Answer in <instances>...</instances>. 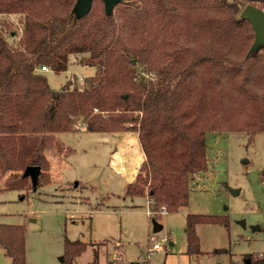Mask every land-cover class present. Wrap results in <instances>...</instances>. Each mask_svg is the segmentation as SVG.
<instances>
[{
  "label": "trees",
  "instance_id": "trees-1",
  "mask_svg": "<svg viewBox=\"0 0 264 264\" xmlns=\"http://www.w3.org/2000/svg\"><path fill=\"white\" fill-rule=\"evenodd\" d=\"M76 1L0 0V174L28 190V166L41 169L37 186L49 183L46 151L71 152L56 134L136 131L146 159L125 194L146 195L151 213L176 212L208 169L207 133H264V45L252 50L255 30L242 17L264 0H123L111 14L94 0L83 17ZM72 56L96 68L88 86L51 88L41 67L66 70ZM205 223L229 221L189 214L188 253L200 252ZM0 245L26 264L23 225L0 223ZM86 248L66 241V264Z\"/></svg>",
  "mask_w": 264,
  "mask_h": 264
},
{
  "label": "rangeland",
  "instance_id": "rangeland-1",
  "mask_svg": "<svg viewBox=\"0 0 264 264\" xmlns=\"http://www.w3.org/2000/svg\"><path fill=\"white\" fill-rule=\"evenodd\" d=\"M42 71L53 89H84L96 68L72 56L66 70ZM56 136L72 150L46 151L49 183L9 189L10 175L0 174V223L26 228V264H66L65 243L76 240L87 248L73 264H245L264 254V133H207L208 169L191 180L189 204L157 214L146 195L125 194L145 157L138 132L81 127ZM189 214L225 215L229 223L198 224L200 252L190 254ZM152 235L168 239L163 251L150 252ZM0 264H12L1 245Z\"/></svg>",
  "mask_w": 264,
  "mask_h": 264
},
{
  "label": "water",
  "instance_id": "water-1",
  "mask_svg": "<svg viewBox=\"0 0 264 264\" xmlns=\"http://www.w3.org/2000/svg\"><path fill=\"white\" fill-rule=\"evenodd\" d=\"M105 4V10L107 14H111L120 2L123 0H102ZM94 0H77L73 11L77 17H83L86 15L92 8ZM242 17L248 19L254 30H255V40L252 45V50H257L264 45V10L249 4L247 5L243 12ZM41 169L39 166H28L24 172L25 176L31 178L32 184L34 187L37 186L38 178L40 176ZM221 181L226 182L227 178L221 176ZM232 194L237 195L240 191L238 188L228 187ZM163 228V225L155 222L154 224V232H158ZM63 260V258H62ZM245 263H249V259L245 260Z\"/></svg>",
  "mask_w": 264,
  "mask_h": 264
},
{
  "label": "built area",
  "instance_id": "built-area-1",
  "mask_svg": "<svg viewBox=\"0 0 264 264\" xmlns=\"http://www.w3.org/2000/svg\"><path fill=\"white\" fill-rule=\"evenodd\" d=\"M41 69L42 70H48V67L42 66ZM149 203L151 204V200H149ZM161 213H167L166 207H162ZM167 240L168 239L166 237H163V238H161V240H158V238L156 236L152 235L151 236V241L153 242V244H152V247L150 248V252L153 253V252H156V251H163L165 249V246H164L163 243L166 242ZM263 256H264V254L260 253L259 258L263 259L264 258ZM261 264H264V262L261 263Z\"/></svg>",
  "mask_w": 264,
  "mask_h": 264
},
{
  "label": "crops",
  "instance_id": "crops-1",
  "mask_svg": "<svg viewBox=\"0 0 264 264\" xmlns=\"http://www.w3.org/2000/svg\"><path fill=\"white\" fill-rule=\"evenodd\" d=\"M82 128L84 129L85 127H82ZM145 159H146V156H145L144 158H143V157L141 158V160H142V161H141L142 164H143V162L145 161ZM56 162H57V161H56ZM142 164H141V166H142ZM140 169H141V167H140ZM139 171H140V170H139ZM138 173H139V172H138ZM138 173H137V174H138ZM137 174H136V176H137ZM136 176H135V178H136ZM51 177H52V176H51ZM135 178H134L132 181H134ZM132 181H130V182H132ZM79 182H81V181H79ZM130 182H128V183H130ZM126 186H127V185H126Z\"/></svg>",
  "mask_w": 264,
  "mask_h": 264
}]
</instances>
